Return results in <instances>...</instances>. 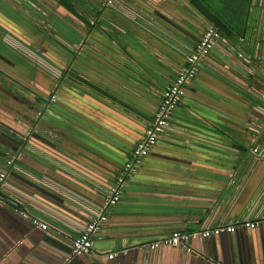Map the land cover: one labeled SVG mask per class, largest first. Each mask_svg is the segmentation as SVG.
Returning <instances> with one entry per match:
<instances>
[{
  "label": "crops",
  "instance_id": "crops-1",
  "mask_svg": "<svg viewBox=\"0 0 264 264\" xmlns=\"http://www.w3.org/2000/svg\"><path fill=\"white\" fill-rule=\"evenodd\" d=\"M202 2L122 0L107 6L103 0H1L0 86L19 96L0 89L1 106L19 122L15 129L29 136L27 155L81 183L74 185L76 192L35 172L17 152L0 149V167L8 171L5 191L52 227L78 234L104 204L110 174L125 163L161 92L211 23L198 6ZM246 24L244 42L243 35L225 34L228 42L202 61L170 126L95 234L102 251L94 252L141 247L175 229L206 227L222 214L225 222L264 214V159L237 210L249 181L234 195L236 172L254 142L248 126L258 120L256 104L264 103L261 73L250 75L238 52L251 58L253 72L264 62V0H252ZM259 25L256 38L253 28ZM65 91L88 103H72ZM54 92L68 99L50 101ZM219 94L245 114L218 103ZM261 124L256 141L264 144ZM18 175L48 185L70 204L55 206L33 197ZM257 228L221 233L214 237L216 246L237 247L255 256L264 245V224ZM201 242L212 251L206 239L195 240V250ZM133 255L137 264L185 262L183 251L170 247ZM115 256L108 261L117 264Z\"/></svg>",
  "mask_w": 264,
  "mask_h": 264
},
{
  "label": "built area",
  "instance_id": "built-area-1",
  "mask_svg": "<svg viewBox=\"0 0 264 264\" xmlns=\"http://www.w3.org/2000/svg\"><path fill=\"white\" fill-rule=\"evenodd\" d=\"M1 1V0H0ZM107 6H116L121 4L122 0H103ZM260 30V25L253 28L257 38ZM255 38V42H256ZM244 42V35L240 38ZM227 43L226 37L222 32L212 23L208 22L203 27L202 33L193 46V48L185 56V63L179 68L178 72L170 81H168L166 88L161 92V100L157 105L154 114L150 121L146 124L143 135L138 139L130 151L128 158L118 171L110 174L112 183L103 193L105 203L101 206L98 213L92 217L87 225L72 239V255H91L94 252L93 243L95 234L102 228L104 222L108 218V213L120 201L126 188L135 174L140 170L142 160L147 157L158 145L159 140L165 134L167 128L170 126L172 119L175 116L177 107L182 103L188 94L189 87L200 72V66L220 43ZM238 56L242 58L243 63L250 75H255L257 72L261 73V81L264 83V62H259L256 70L248 66L251 58L246 55L244 51H239ZM264 90V87L262 88ZM56 93H52L50 101H55ZM256 111L254 117L257 116V121L251 125L249 124L250 133L254 139L253 144L249 145L246 159L243 160L241 168L236 172L237 180L234 181V195L237 197L245 184L251 178L258 162L264 159V144L256 141L260 133L259 127L264 122V103H258L255 107ZM12 167L14 164L12 160L8 161ZM8 171L0 172V205L12 208L16 213L23 218L31 220V222L41 230L48 231L52 228L49 221L44 218L30 213L22 202L16 199L9 192L5 191L4 184L7 178ZM223 217V218H221ZM206 227L195 230L175 229L169 234H166L154 241L146 243L151 248H158L162 245L182 246L188 251H197L189 244L190 239L197 238L199 235L207 238L214 235H219L223 232H234L239 228H255L264 224V214L252 218L236 217L231 222H225L223 214L219 219L211 220ZM122 251L126 252V249ZM117 252L108 253L109 258L117 255ZM212 262L218 264L216 261Z\"/></svg>",
  "mask_w": 264,
  "mask_h": 264
},
{
  "label": "water",
  "instance_id": "water-1",
  "mask_svg": "<svg viewBox=\"0 0 264 264\" xmlns=\"http://www.w3.org/2000/svg\"><path fill=\"white\" fill-rule=\"evenodd\" d=\"M0 89L14 98L19 97L2 86H0ZM218 96L221 98L218 101L221 105L233 109L238 113H244L240 108L233 107L234 104L224 95L219 94ZM1 103L0 101V149L6 153L17 152V158L22 163L30 166L35 172L46 175L78 192L74 185H80L81 183L77 179L67 177V174L46 166L44 163L37 161L24 152V146L29 136L27 137V134L15 129L19 122L14 123V118L12 117L14 115L3 108L1 106L3 104ZM19 154L21 155L19 156ZM170 159L176 160L177 158L172 157ZM2 171L3 169L0 167V172ZM10 175L13 177L16 176L14 172H11ZM17 177L21 180L20 183L22 185L28 187L33 197L44 199L51 204L53 203L55 206L69 203L67 199L59 193H56L48 185H46L48 187L43 186L25 176L18 175ZM253 180L254 176L251 181L249 180L247 187L241 194L240 201H237L235 210L240 209L244 205V194ZM148 194L154 195L155 193ZM235 215L237 214L233 213V216ZM243 229L246 230L247 228ZM257 230V227L251 229L252 232H256ZM216 236L218 235L204 238L202 235H199L197 238L190 239L189 242V244L195 247V240L206 239L207 241H211L207 245H212V251L205 249V242H201L202 245L199 249L197 248L198 251H188L185 247L170 245H162L156 249L170 247L175 252L177 249L182 250L185 257L184 264H186L187 260H189L190 264H214L212 260L218 264H264V245L262 246V250H259L255 256H250L247 252L237 249V247L232 248L227 246L228 248H224L221 246V249H219L214 240ZM232 236H234V233ZM73 237L74 235L71 236L69 230L63 226H54L48 231L41 230L31 220L23 218L12 208L0 205V264H112L110 263L111 259L108 261L109 255L107 252L98 254L96 251L91 255H72L71 244ZM97 246L95 241L93 243L94 250L98 248L99 251H102V248L99 249L100 247ZM153 249L147 245L128 247L126 252H119L115 256V259H118L117 264H133L134 262V264H137L136 256L133 253L136 254L142 250L143 252L149 253ZM130 255H133V257L130 258Z\"/></svg>",
  "mask_w": 264,
  "mask_h": 264
},
{
  "label": "trees",
  "instance_id": "trees-1",
  "mask_svg": "<svg viewBox=\"0 0 264 264\" xmlns=\"http://www.w3.org/2000/svg\"><path fill=\"white\" fill-rule=\"evenodd\" d=\"M199 8L224 36L243 35L252 0H202ZM226 34V35H225Z\"/></svg>",
  "mask_w": 264,
  "mask_h": 264
},
{
  "label": "rangeland",
  "instance_id": "rangeland-1",
  "mask_svg": "<svg viewBox=\"0 0 264 264\" xmlns=\"http://www.w3.org/2000/svg\"><path fill=\"white\" fill-rule=\"evenodd\" d=\"M83 64H85V66H86L88 63H87L85 60H83V61H82V65H83ZM85 66H84V68H85ZM64 94H66L68 97H70V98L72 99V100H71L72 103H73V101L79 103V100L76 99V97L74 96V94H72L71 92L68 93V92L65 91ZM56 95H57V98H56V101H57V99L59 98V97H58L59 93H56ZM60 98H61L62 100H63V99H64V100H65V99H68V98H65V97H60ZM60 98H59V99H60ZM75 99H76V100H75ZM80 100L82 101L81 103H83V104H84V103H86V104L88 103V102H86V101L83 100V99H80ZM81 103H79V104H81ZM220 117H222L223 119L225 118V117H223V116H220Z\"/></svg>",
  "mask_w": 264,
  "mask_h": 264
}]
</instances>
